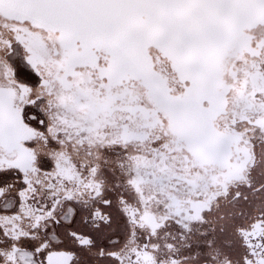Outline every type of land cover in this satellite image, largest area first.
<instances>
[{
	"label": "snow or ice",
	"instance_id": "6c2138e0",
	"mask_svg": "<svg viewBox=\"0 0 264 264\" xmlns=\"http://www.w3.org/2000/svg\"><path fill=\"white\" fill-rule=\"evenodd\" d=\"M0 264H264V0H0Z\"/></svg>",
	"mask_w": 264,
	"mask_h": 264
}]
</instances>
